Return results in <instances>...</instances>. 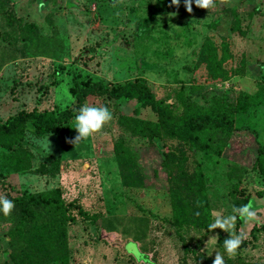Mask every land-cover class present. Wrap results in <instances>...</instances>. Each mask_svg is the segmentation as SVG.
<instances>
[{
  "label": "rangeland",
  "instance_id": "1",
  "mask_svg": "<svg viewBox=\"0 0 264 264\" xmlns=\"http://www.w3.org/2000/svg\"><path fill=\"white\" fill-rule=\"evenodd\" d=\"M214 3L210 9L193 3L188 13L184 0L178 8L169 6L171 0H0V122L21 111L72 107L74 76L107 85L141 81L176 114L212 98L234 107L241 93L264 89V0ZM201 52L212 55L219 69L200 62ZM85 104L107 107L111 121L77 145L68 142L78 134L75 118L63 133L35 138L28 129L31 170L0 177V197L59 190L64 203L77 204L66 225L75 264H193L192 251L210 260L216 253L230 258L223 245L229 233L173 226V183L163 165L171 151L174 170L200 172L211 223L214 212L233 215L236 198L252 203L257 218L235 224L246 239L231 258L264 264V178L254 166L251 133L223 137L221 155L214 148L206 157L181 149L159 129L158 145L134 134L135 126L155 116L132 100L93 96ZM258 114L254 129L264 146L263 106ZM119 141L129 155L126 169L134 171L128 184L136 186L121 185L114 155ZM15 220L0 211V264L10 262L6 233Z\"/></svg>",
  "mask_w": 264,
  "mask_h": 264
},
{
  "label": "trees",
  "instance_id": "2",
  "mask_svg": "<svg viewBox=\"0 0 264 264\" xmlns=\"http://www.w3.org/2000/svg\"><path fill=\"white\" fill-rule=\"evenodd\" d=\"M199 61L208 62V67L216 70L220 67L207 52H201ZM263 88V87H262ZM254 94L241 93L234 105L228 106L222 99L206 100L196 108L176 114L169 103L155 100L153 93L141 81L134 80L113 85L101 81L83 80L72 77L69 93L74 97L72 107L59 111L32 110L21 111L15 116L0 122V177L8 174L31 170L32 154L25 148V135L28 129L35 138L48 134L63 133L69 122L75 118L89 97H102L110 101L128 99L134 101L141 109H147L155 116L150 123L143 122L135 126L133 133L143 139L157 143L161 141L156 129L161 134L177 141L181 149L198 151L211 157V151L217 148L216 155H221L220 140L235 133L249 132L256 143L254 166L264 178V146L254 125L260 119L259 109L264 107V89ZM257 121V122H256ZM144 126V127H143ZM115 161L120 168V182L124 187L136 186L128 184L134 175L132 168L126 169L129 159L126 147L121 141L114 145ZM168 179H172L169 190L173 226L179 232L184 228L208 229L212 222L207 192L200 182L199 173L189 174L178 165L177 157L171 151L163 156ZM177 173V174H174ZM15 205L12 213L16 216L13 229L7 231L9 243V263L4 264H75L67 242L66 225L74 219L70 215L79 206L64 203L59 190L38 194H23L17 198H8ZM247 202L235 199L233 206L240 207ZM110 221V220H109ZM144 222V221H143ZM142 222V224H143ZM242 220L237 217L239 227ZM239 234V233H238ZM16 241L21 248L15 250ZM244 245V242L241 244ZM193 264H212L213 260L192 251ZM147 259V257L145 256ZM148 262V260H147ZM225 264H244L239 260L228 258Z\"/></svg>",
  "mask_w": 264,
  "mask_h": 264
},
{
  "label": "clouds",
  "instance_id": "3",
  "mask_svg": "<svg viewBox=\"0 0 264 264\" xmlns=\"http://www.w3.org/2000/svg\"><path fill=\"white\" fill-rule=\"evenodd\" d=\"M180 3L181 0H171V4L169 6L171 7L175 5L178 8ZM193 3H195V6L200 9H210L216 6L214 0H184V6L188 13L193 12ZM174 15L175 13L170 14V16ZM111 119L112 113L107 107H96L85 104L79 109V112L75 116L74 120L73 129H75L78 134L74 139H71L68 142L77 145L81 140H86L94 133L101 131L103 126L107 122L111 121ZM14 207L15 205L11 200L6 197H0V211H2L5 216H9ZM233 213V215L225 217L218 212H214L213 216L215 217V220L208 226L209 231L221 229L230 234L229 238L223 241L224 249L230 258L236 255L243 240L246 239L244 233L237 234L234 231L237 217L245 222L255 220L257 218V213L253 210L251 202L240 207H234ZM213 237L209 239L207 245L212 242ZM212 264H225L224 257L220 253H216Z\"/></svg>",
  "mask_w": 264,
  "mask_h": 264
}]
</instances>
